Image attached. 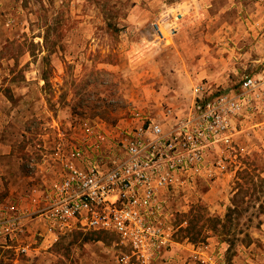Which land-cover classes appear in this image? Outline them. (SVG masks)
I'll return each mask as SVG.
<instances>
[{"label": "rangeland", "instance_id": "rangeland-1", "mask_svg": "<svg viewBox=\"0 0 264 264\" xmlns=\"http://www.w3.org/2000/svg\"><path fill=\"white\" fill-rule=\"evenodd\" d=\"M246 75L264 96V0H0V203L33 210L82 121H162L196 83L236 91ZM233 140L213 177L166 194L151 259L110 231L41 235L33 215L0 237V264H264V107Z\"/></svg>", "mask_w": 264, "mask_h": 264}, {"label": "built area", "instance_id": "built-area-1", "mask_svg": "<svg viewBox=\"0 0 264 264\" xmlns=\"http://www.w3.org/2000/svg\"><path fill=\"white\" fill-rule=\"evenodd\" d=\"M178 20L171 24V34ZM157 32L165 37L159 24ZM261 91L260 80L251 75L242 78L236 91L198 82L191 105L167 107L162 121L139 117L114 130L82 121L67 154L58 157V180L39 196H30L35 208L23 211L15 201L0 203V237L13 239L26 229L25 218L35 215L41 235L57 239L74 230L110 231L137 257L151 259L164 243L160 225L166 194L197 178L213 177V152L221 169L222 148L236 149L239 124L264 107ZM19 251L27 253L28 247Z\"/></svg>", "mask_w": 264, "mask_h": 264}]
</instances>
